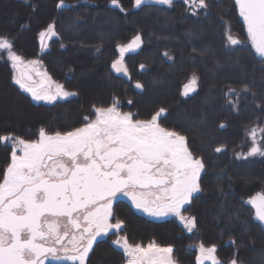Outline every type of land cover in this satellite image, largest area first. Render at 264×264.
<instances>
[{
  "label": "trees",
  "instance_id": "obj_1",
  "mask_svg": "<svg viewBox=\"0 0 264 264\" xmlns=\"http://www.w3.org/2000/svg\"><path fill=\"white\" fill-rule=\"evenodd\" d=\"M206 2V10L193 11L182 0L141 7L135 0H118L119 6L111 0H63V7L61 0H0V37L21 58L38 59L53 81L74 93L53 102L34 100L13 81L9 60L0 52V137L34 140L41 128L70 131L114 102L138 120L163 108L158 123L184 135L204 163L201 191L181 210L195 218L196 227L185 230L175 217L152 219L119 198L112 220L124 222L118 234L131 245L171 246L176 264H197L196 244L214 245L221 264L233 258L238 264H264V229L246 203L264 193V156L248 155L249 129H264V60L250 48L233 0ZM50 24L56 35L41 51L38 35ZM227 33L241 44L230 45ZM136 35L140 47L122 58L127 74L116 73L112 63L119 46ZM193 76L196 91L187 96L182 87ZM11 151V143L0 142V182ZM116 237L111 232L97 239L85 264H124Z\"/></svg>",
  "mask_w": 264,
  "mask_h": 264
},
{
  "label": "snow or ice",
  "instance_id": "obj_2",
  "mask_svg": "<svg viewBox=\"0 0 264 264\" xmlns=\"http://www.w3.org/2000/svg\"><path fill=\"white\" fill-rule=\"evenodd\" d=\"M111 2L119 6L118 0ZM145 2L135 0V6L141 7ZM155 2L171 6L173 0ZM198 3L201 9L208 8L206 0ZM235 4L252 48L264 59V0H235ZM59 6H64L63 0ZM49 34L56 35L54 25L50 24L40 36ZM227 40L232 46L241 44L230 34ZM140 42L137 35L130 44L120 46L121 55ZM12 48L8 39L0 38V50H7L13 69H17L24 61ZM28 64L36 65L38 61ZM112 67L127 74L121 60ZM13 79L37 101L74 95L63 91L61 85H56L53 93L51 78L46 75L39 83L25 71ZM196 84L197 77L193 76L185 85V94L194 90ZM136 87L142 85L137 83ZM229 94H234V90ZM164 112L161 108L151 119L138 120L132 113L121 114L118 102H114L108 108H96L94 121L85 118L82 127L70 131L49 133L41 128L34 140L0 137L2 143L11 142L12 148L10 163L0 182V264H44L49 255L59 258L60 252L68 260L85 264L98 236H107L113 230L118 234L122 229V220L111 222L113 201L118 194L127 196L138 210L150 216L174 214L189 231L194 229L195 218L183 216L181 210L201 191L199 177L204 163L190 151L184 135L158 123ZM255 132L253 129V147L248 155L264 156V149L255 142ZM261 133L264 135V129ZM248 203L264 222V193ZM113 243L130 257L128 264H175L171 246L131 245L125 237H118ZM216 251L214 245L205 248L200 244L197 264H221ZM230 264L238 261L233 258Z\"/></svg>",
  "mask_w": 264,
  "mask_h": 264
},
{
  "label": "rangeland",
  "instance_id": "obj_3",
  "mask_svg": "<svg viewBox=\"0 0 264 264\" xmlns=\"http://www.w3.org/2000/svg\"><path fill=\"white\" fill-rule=\"evenodd\" d=\"M190 9H192L193 11H198L199 9H201L200 7H199V3H198V0H196V3H193V0H182ZM145 3H156L155 2V0H146V2ZM159 4V3H158ZM47 29H48V26H47V28H45L44 30H42L41 32H46L47 31ZM40 32V33H41ZM40 33H39V35H38V43H39V48L41 49V51H43V50H45L46 48H47V45H48V42H49V40L53 37L51 34H49V35H46L45 37H43V38H41V36H40ZM230 33H227V36L229 35ZM231 36H233L234 38H237L235 35H233V34H230ZM137 36V35H136ZM136 36H134L131 40H130V42L128 43V44H130L131 42H132V40L136 37ZM0 38H5V37H0ZM7 39V38H6ZM239 39V38H238ZM241 41V40H240ZM128 44H126V45H128ZM126 45H122V46H126ZM140 45H141V42H140V44H139V46L138 47H136V46H133V50H137L139 47H140ZM119 48H120V46H119ZM0 52H3L4 53V55L7 57V59H8V53H7V50H0ZM126 53V52H125ZM124 53V54H125ZM124 54L123 55H121V53H120V51H118V58L115 60V61H117V60H121L122 61V58H123V56H124ZM9 60V59H8ZM22 60L24 61V65L23 66H18V68L17 69H13V67H12V64H11V62L9 61V63H10V65H11V68H12V74H13V76H12V79H13V77L15 76V75H17L20 71H21V69H22V67H26L28 70H29V72L33 75V77H34V81H36L37 83H39L40 81H41V79L46 75L47 77H49L48 75H47V73L44 71V69H43V67H42V65H41V63H40V61L38 60V59H32V60H25V59H23L22 58ZM29 61H38V64H36V65H29L28 64V62ZM114 61V62H115ZM113 62V63H114ZM113 63H112V65H113ZM112 69H113V67H112ZM113 71H115L116 73H122V72H117L115 69H113ZM13 81H14V79H13ZM15 82V81H14ZM50 83H51V85H52V87H51V91L53 92V93H55L56 92V85H61V84H59V83H57V82H55V81H53L52 79H51V81H50ZM63 91H65V92H68V93H73V92H71V91H68V90H66V89H64L63 88ZM70 96H72V95H69V96H64V95H60V96H57L54 100H52V101H50V102H53V101H55V100H58V99H65V98H68V97H70ZM37 101V100H36ZM42 101H44V100H40V101H38V102H42ZM9 110V109H8ZM118 111L121 113V114H124V113H130V112H128V111H121L120 109H118ZM10 112H14V109H10ZM96 119V115H95V117L91 120V121H94ZM82 127V126H81ZM253 129H255L256 130V132H255V142H256V144H257V146H259V147H261V129H262V126L261 125H255V126H253L251 129H249V131H248V135H249V137L251 138V147H250V149L253 147V136H252V130ZM9 143H11V142H9ZM262 148V147H261ZM250 149H249V151H250ZM249 151H248V153H249ZM19 154V153H18ZM256 156H261V155H259V154H255ZM124 199V200H126L132 207H133V209L135 210V211H137L138 213H141V214H143V215H146L147 217H150V218H152V219H163V218H166V217H175L177 220H178V222L183 226V228L185 229V230H188L185 226H184V222L183 221H181V219L179 218V217H177L176 215H174V214H168V215H165V216H161V217H156V216H150V215H148L147 213H144L143 211H141V210H138L133 204H132V202H131V200L127 197V196H124V195H122V194H118L117 195V197L115 198V200L116 199ZM114 200V201H115ZM114 201H113V203H114ZM183 216H185V217H187V218H189L187 215H185V214H182ZM112 222V221H111ZM112 223H115V222H112ZM111 232H115V230H113V231H111ZM111 232H109V233H111ZM108 233V234H109ZM116 233V232H115ZM102 237H105V236H98L97 237V239H99V238H102ZM118 237H124V236H122V235H119V234H117V237L115 238V240L116 239H118ZM96 239V240H97ZM114 240V241H115ZM116 245V244H115ZM148 245V244H147ZM147 245H145L144 247H147ZM199 245L200 244H196L194 247H195V249H196V254H197V256L198 255H200V253H199ZM118 246V245H117ZM119 248H121L123 251H124V249L122 248V247H120V246H118ZM161 247V246H160ZM164 247H168V246H164ZM205 248H208V247H205ZM124 253H125V251H124ZM126 255V254H125ZM129 259H130V257H128L127 255H126V261H125V263L124 264H128V261H129ZM50 260H53V261H66V262H69V263H74V264H79V261H71V260H68V259H66L65 258V255H64V253L63 252H60L59 253V258H56L55 256H52V255H49L48 257H47V259H44V264H45V262L46 261H50ZM176 264V263H175Z\"/></svg>",
  "mask_w": 264,
  "mask_h": 264
},
{
  "label": "water",
  "instance_id": "obj_4",
  "mask_svg": "<svg viewBox=\"0 0 264 264\" xmlns=\"http://www.w3.org/2000/svg\"><path fill=\"white\" fill-rule=\"evenodd\" d=\"M233 2H234V4H235V0H233ZM235 9H236V12L238 13V17H239L240 22H241V23L243 24V26H244V29H245V35H246V37H247V27H246V24H245V22H244V20H243V17H241L240 14H239V8H238V6H237L236 4H235ZM247 39H248V37H247ZM248 43H249L250 48L252 49L254 55L256 56V58H257L258 60H260V61H261V60H264V59H262L258 54L255 53V50L252 48V46H251V42H250L249 40H248ZM21 71H25V72H27L28 74H30L31 77H32V79L34 80L33 75L29 72V70H28L26 67H22ZM189 84H190V81L187 82L186 84H184V86L182 87V92H183L184 94H185V85H189ZM195 91H196V85H195V87H194V90L189 91V92H188L187 94H185V95L190 96V95H192ZM118 105H119V103H118ZM257 194H260V193H257ZM257 194H254V195H252L251 197H248V198L246 199V203L252 208L253 213H254V218H255V220H256L257 222H259V223L261 224L262 228L264 229V222H261V221L256 217L255 208H254L250 203H248V201H249L251 198L257 196ZM204 262H210V261H204Z\"/></svg>",
  "mask_w": 264,
  "mask_h": 264
}]
</instances>
